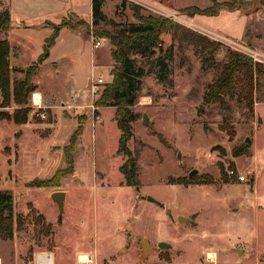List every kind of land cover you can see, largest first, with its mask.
<instances>
[{
    "label": "rangeland",
    "instance_id": "1",
    "mask_svg": "<svg viewBox=\"0 0 264 264\" xmlns=\"http://www.w3.org/2000/svg\"><path fill=\"white\" fill-rule=\"evenodd\" d=\"M58 1L48 0L49 5L65 6ZM168 1L103 4L106 15L119 25L138 22L130 2L142 7V15L167 18L219 44L214 64L203 63L194 44L171 33H163L149 50L130 54L142 70L132 108L138 117L128 143L138 155V188L123 183L119 167L125 157L117 154L120 130L109 118L110 110H104L100 130L96 119L97 139L92 137L88 157L85 152L75 154V144L73 171L65 174L60 173L67 166L65 148L80 114H67L58 124L48 109L33 104L31 94L28 118L40 123L33 133L0 118V191L11 192L15 218L13 237H0L1 264H39L43 253H52L54 264H264V0H170L171 6ZM191 6L219 12L210 16L183 10ZM6 7L7 0H0V10ZM62 19L86 21L73 13ZM82 27L102 43L96 71L104 74V90L113 81L112 45L105 34L96 35L92 25ZM227 49L263 65L251 111L238 87L222 101L205 100ZM27 70L13 80L25 78ZM85 76L90 83L88 64ZM40 80L38 89L48 96H69L68 75L52 79L42 73ZM2 100L0 91V111L13 114V101L2 107ZM75 162L82 168L75 170ZM87 164L93 167L89 170ZM194 169L198 173L190 176ZM58 190L66 192L61 217L51 199ZM149 196L163 205L149 201ZM181 215L191 221L179 222ZM142 239L149 246L145 255ZM161 241L172 247L160 248ZM208 253L215 262L207 260ZM82 255L90 261H81Z\"/></svg>",
    "mask_w": 264,
    "mask_h": 264
},
{
    "label": "trees",
    "instance_id": "2",
    "mask_svg": "<svg viewBox=\"0 0 264 264\" xmlns=\"http://www.w3.org/2000/svg\"><path fill=\"white\" fill-rule=\"evenodd\" d=\"M104 2L105 0H92V26L96 28V35L105 34V37L109 39L112 45L111 58L114 64L111 74L113 75V81L106 85V88L96 101V106L115 107L114 119L120 130L117 154L125 157L119 170L124 176V184L138 188L140 186L138 155L131 150L128 143L133 137L132 123L138 117L132 108L138 99L137 91L142 70L136 67V60L131 58L130 54L135 50L140 52L149 50L155 42L160 40L163 33H171L174 39L194 44L198 48L203 63L210 61L211 64H214L213 55L217 50L216 45L219 44L167 18L142 15L139 12L142 7L130 2L129 6L134 11L138 22L130 23L126 26L119 25L103 11ZM167 4L171 6L172 2L169 0ZM183 10L189 11L190 14L202 13L210 16H215L219 12L211 7L200 9L194 6ZM87 23V21L73 23L65 20L55 24L53 26V34L45 41L43 53L37 62L28 67L23 79L12 80V68L9 59L10 43L7 38H0V91L3 96L1 106L9 107L12 101L16 105L13 114L0 111L1 119L13 120L16 124L27 122L29 97L35 91L33 77L39 66L48 58L50 49L56 42L60 29L63 26L75 28ZM9 28L10 11L5 8L0 10V34H7ZM160 61L164 64L165 58L162 59L161 57ZM216 68L219 69V76L209 85L205 100L211 102L222 101V96L226 92H232L235 87H238L242 100L250 111L253 110V96L258 75L263 72V65L254 61L252 57L227 49L226 58L223 62L217 63ZM80 132L81 127H78L71 138L70 145L65 148L67 166L65 169L60 170L61 174L73 171L71 151L75 148L77 136ZM240 153V151H235V155ZM43 183L41 185H45ZM13 206L14 201L11 192L0 191V237L3 239H11L14 234L15 218Z\"/></svg>",
    "mask_w": 264,
    "mask_h": 264
},
{
    "label": "crops",
    "instance_id": "3",
    "mask_svg": "<svg viewBox=\"0 0 264 264\" xmlns=\"http://www.w3.org/2000/svg\"><path fill=\"white\" fill-rule=\"evenodd\" d=\"M58 2L65 3V6L49 5L48 0H7L6 8L10 11V28L7 34H0V38H7L10 43L9 59L12 80L16 74H21L22 71L37 62L43 53L45 41L54 32L53 26L62 22L64 14L66 16L68 13L76 14L86 19L87 24L92 25V0H60ZM60 12L63 14H59ZM93 43V36L87 33L82 26L75 28L63 26L56 42L50 49L48 58L39 66L33 77L35 85L33 93L39 95L41 105L48 109L58 124L67 114H80L81 120L77 128L81 127V132L77 138L75 154L76 152H85L87 157L92 137L95 142L97 130L102 128L105 119L104 110L111 111L109 115L111 120L114 119L116 110L112 106L97 107V115L100 118L99 125L96 130L95 123L92 130L94 116L90 106L94 101L89 91L90 83L85 76V67L88 64L91 72L93 63L96 64L99 48L95 49ZM42 73L52 79L62 74L68 75L70 79L69 96L56 100L39 90L38 87L42 85L40 80ZM63 110H67L68 113ZM17 125L20 130L27 131L29 129L33 133V129L39 128L40 123L30 117L26 123ZM90 166L93 167L90 164H87L86 167L90 170ZM77 167L82 168L80 163L75 162V170Z\"/></svg>",
    "mask_w": 264,
    "mask_h": 264
},
{
    "label": "built area",
    "instance_id": "4",
    "mask_svg": "<svg viewBox=\"0 0 264 264\" xmlns=\"http://www.w3.org/2000/svg\"><path fill=\"white\" fill-rule=\"evenodd\" d=\"M93 42H94L93 45L95 49L99 48L102 44L100 40H94V38H93ZM96 69H97V65L93 63L91 72H90V86H89V91L94 101L93 104L90 106L93 111V116H94L93 127H95L96 119L99 118L98 115L96 114V110H97L96 101L101 96L102 91H103L102 88L104 87L105 82H106L104 74L98 73ZM34 96H35V93H33L32 95L33 104L37 108H43L41 105V99H40V102H36ZM39 115L42 118L46 117V114H44L43 112H40ZM239 179L241 181H245L246 177L244 175H241ZM207 260L210 262H215V260H213L212 257L209 256V253L207 254Z\"/></svg>",
    "mask_w": 264,
    "mask_h": 264
},
{
    "label": "water",
    "instance_id": "5",
    "mask_svg": "<svg viewBox=\"0 0 264 264\" xmlns=\"http://www.w3.org/2000/svg\"><path fill=\"white\" fill-rule=\"evenodd\" d=\"M200 109L198 110V113H200ZM143 121L148 123L149 119H148V116L147 114H144L143 115ZM248 143H251V140L249 138H247L246 140ZM178 158L180 159L181 158V152L178 153ZM198 173V170L194 169L191 173H190V176H193L195 174ZM51 199L52 201L57 204L58 206V209H59V213H60V217L63 215L64 213V210H65V200H66V192L65 191H62V190H58V191H55L51 194ZM148 200L149 201H153L159 205H163L160 201L156 200L155 198L149 196L148 197ZM168 213L171 215L170 213V210H168ZM178 221L179 222H190L191 219L188 218V217H184V216H178ZM141 246H142V254L145 255L148 253V243L146 241V239H142L141 241ZM158 246L160 248H167V249H170L172 247V245L170 243H167V242H164V241H161L158 243ZM238 252L240 251V249H237Z\"/></svg>",
    "mask_w": 264,
    "mask_h": 264
},
{
    "label": "bare ground",
    "instance_id": "6",
    "mask_svg": "<svg viewBox=\"0 0 264 264\" xmlns=\"http://www.w3.org/2000/svg\"><path fill=\"white\" fill-rule=\"evenodd\" d=\"M34 97H35V101L37 100L36 102H40L39 95L38 94L37 95L35 94ZM209 256L212 257V256H214V254H212V255L209 254ZM38 261H39V264H54L55 263L54 256H53L52 253H43V254H40L39 255V258H38ZM81 261H83V262H86L87 261L88 262V261H90V259H89L88 256L82 255L81 256Z\"/></svg>",
    "mask_w": 264,
    "mask_h": 264
}]
</instances>
